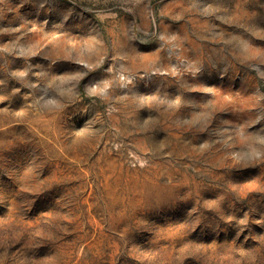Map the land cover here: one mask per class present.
Listing matches in <instances>:
<instances>
[{
  "label": "rangeland",
  "instance_id": "rangeland-1",
  "mask_svg": "<svg viewBox=\"0 0 264 264\" xmlns=\"http://www.w3.org/2000/svg\"><path fill=\"white\" fill-rule=\"evenodd\" d=\"M0 264H264V0H0Z\"/></svg>",
  "mask_w": 264,
  "mask_h": 264
}]
</instances>
